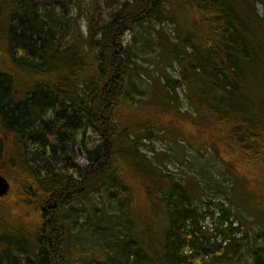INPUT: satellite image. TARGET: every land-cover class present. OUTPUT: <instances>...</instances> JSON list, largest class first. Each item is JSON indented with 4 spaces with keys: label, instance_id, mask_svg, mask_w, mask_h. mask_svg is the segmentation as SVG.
Masks as SVG:
<instances>
[{
    "label": "trees",
    "instance_id": "trees-1",
    "mask_svg": "<svg viewBox=\"0 0 264 264\" xmlns=\"http://www.w3.org/2000/svg\"><path fill=\"white\" fill-rule=\"evenodd\" d=\"M70 4L84 10L81 0H0V173L10 182V194L0 201L14 189L15 160L23 163L20 198L33 201L22 203L20 214L8 207L10 218L0 213V264H154L156 254L128 218L145 212L154 217L155 203L146 201L164 205L159 259L163 255L166 264H203L194 259L196 252L184 250L188 246L210 255L213 264H240L243 239L233 237L230 211L217 203L220 216L213 211L197 215L184 186L157 199L158 186L159 194L166 188L163 177L141 148L159 140L212 153L237 183L248 179V191L258 186L264 202V17L257 10V5L264 10V0H133L89 33L78 26L71 30ZM165 25L173 26L172 38ZM136 27L156 36L153 59L141 58L126 43ZM18 57L34 61L31 77L13 70L1 75ZM87 129L99 143L88 148L82 140L85 165L74 171L64 163L75 151L77 135L82 131L85 139ZM35 166L45 173H36ZM131 171L153 180L157 189L149 184L145 203L143 197L130 208ZM115 177L129 190L109 195L119 213L113 217L102 205L92 214L95 220L104 217L108 228L120 225L128 231L112 254L93 250L95 242L102 245L98 232L103 231L93 218L86 217L72 233L67 208L70 200L100 194L106 179ZM39 188L46 192L34 194ZM115 217L122 221L113 223ZM155 218L149 219L150 229ZM199 219L216 225L222 234L217 243H211ZM255 252L254 264H264L259 259L264 252Z\"/></svg>",
    "mask_w": 264,
    "mask_h": 264
},
{
    "label": "rangeland",
    "instance_id": "rangeland-1",
    "mask_svg": "<svg viewBox=\"0 0 264 264\" xmlns=\"http://www.w3.org/2000/svg\"><path fill=\"white\" fill-rule=\"evenodd\" d=\"M39 1L40 3H45L48 0ZM81 1L84 4V10L82 13L78 12L72 7V4H70L67 6V9L69 10L67 19H69L68 21L70 22L71 30L78 26V28H80L84 33H89L90 31L94 32L106 25L116 11H118L125 4L131 3L133 0ZM88 5H90L89 9L87 7ZM257 10L260 15L264 17V10L261 5H257ZM164 31L170 38L173 37V26L165 25ZM0 32V39L2 40V30H0ZM149 37L148 33H146L143 29L136 27L132 32L127 33L125 41L136 50L141 58L153 59L157 53V47L155 46L156 36L150 33ZM145 65L148 66V63L145 62ZM169 71L172 75H177L176 70L170 69ZM84 140V145L88 148L94 147L99 143V138L91 132L86 134ZM81 142L82 139L78 138L74 147V153L69 155L67 161L64 163L66 164L65 167H72L71 169L74 171L76 170L74 167H77V165H85L84 156L82 154V147L84 145ZM145 145L146 147L141 148V151L142 153H145L146 157L160 169L163 177L161 179V183H163L166 188L163 193L159 194V186L157 189V184L153 180L149 183L147 176L145 177L141 173L131 171L128 175L129 182L131 183V181H133V184H130L133 189L128 202L131 203L130 208L136 207L134 203L139 202V204H141L140 202L144 197L143 191L149 187V184H153L152 187L157 189V199L160 195H164V193L168 192V190L172 187L184 186L185 191H187L191 199L190 203L193 204V206L191 204L190 210L194 207L192 211H195L197 215L213 211L216 217L220 216L221 212L217 209V203L221 204L224 208L230 211L231 216L229 217V223H232V227L236 229L233 237L235 239H243V246H241L238 250L242 256L240 264H254L253 256L256 255L255 251L260 249L261 253L264 252V208L260 207L262 206L261 204H258L260 202H264L258 199V191L260 192L258 186H255L252 191H248L245 186H250V184L248 182H244L246 178H240L239 183H237L235 176L232 174L233 172H230L226 167H224V165L221 164L212 153L201 155L181 143L173 144L159 140L152 144L145 143ZM0 168H4V166L0 165ZM67 169L69 170L70 168ZM122 189L127 191L129 194V190L122 188L121 179L117 177L108 178L106 179L105 187L101 190L100 194H91L86 199H78L76 202H72V204L67 208L70 217L68 223L70 224L72 233H76V230H78L84 223L86 217H90L91 219L93 218L92 221H97V226L103 228L102 232H98L99 236L102 235V237L100 238L96 234L94 237L95 239L99 237V241L102 245L95 242V249L93 250H103L114 254V252L111 251L114 243H117L118 239L124 240L126 239L125 237L128 236V231H124L120 225H116L114 229L108 228V223H106L107 221H105L104 217H101L99 220H95V217H93L94 212L98 209L100 210L102 205H104L105 209L103 210L106 213L113 215V217L116 216L119 213V206L116 204L117 202L115 200L110 198L109 195ZM263 189L264 187H261V190ZM145 198L146 197H144V202L142 203H145ZM164 199H166V196ZM32 202V200L27 201V199L20 198L19 193L15 192L7 199L0 201V203H6L1 205L0 213L2 217L10 218L9 216H11V213L8 210V207L14 208L16 213L20 214L23 212L22 203ZM146 203H155V205L152 206L153 210H155L154 217L149 215L147 216V213L145 212L143 215L141 213V216L138 214L137 217L135 215L132 218H128L134 226V231L136 230L135 225L137 226L139 231L137 235L142 236V243L144 245H149L148 248L151 253L153 252V254H156V261H154V264H166L165 257L163 255H161L159 259V251H161L159 245V225L162 223L163 225L165 224V220L162 216H159V214L164 212V205H160L157 201H146ZM80 211L86 213L84 217L80 216ZM156 213L158 216L155 218ZM154 218V229H150V227H153L151 220ZM14 219L15 216L13 220ZM121 221V217H115L112 222L117 223ZM198 223L202 229H206L211 233V236L214 239H211V243H217L219 241V236H222V234H219L215 230L216 225L211 220L199 219ZM223 228H226V226ZM148 230H152V233H146ZM120 231L124 232V235L121 234ZM142 231L144 232L143 235ZM106 240L108 241L109 246L105 245ZM226 241L228 244V240ZM224 245L225 244H223V246ZM184 250L191 255H194L196 252L194 259H198L199 262L203 264H213L211 256L203 253L201 250L192 249L189 246L185 247ZM94 255L95 256L93 257L98 259V254ZM260 255L262 257H259V259L263 260V254ZM231 257L232 260L239 259L236 255H231ZM121 260H123V258H121ZM75 264H86V262L82 263V260H79Z\"/></svg>",
    "mask_w": 264,
    "mask_h": 264
},
{
    "label": "bare ground",
    "instance_id": "bare-ground-1",
    "mask_svg": "<svg viewBox=\"0 0 264 264\" xmlns=\"http://www.w3.org/2000/svg\"><path fill=\"white\" fill-rule=\"evenodd\" d=\"M0 49H1V45H0ZM12 65V66H11ZM34 66V61L31 59V57L27 58V57H18V59H13V60H9L7 63H6V67L3 69L2 74H4L6 77L7 76H10L8 71L10 70H13L11 73L15 74L16 76L19 75V74H23L24 76H26L27 78L31 77V67ZM85 121H82L81 122V125L84 124ZM92 129H87V132L88 133L89 131H91ZM82 131H80V133L77 135V139L78 138H81L82 140H84V136H82ZM24 137H26L24 135ZM45 137L48 138V135H45ZM30 139V138H28ZM35 148V147H34ZM34 148L33 150L31 149L30 151H28L26 154H27V157L30 158L32 156H34ZM23 166V163L19 162L18 160H15L13 162V167L14 168V172L12 173V183H13V186H14V189L12 191V194L17 192L19 193V189L21 188V172H20V167ZM34 171L40 175H43L45 172L44 169H42L40 166H35L34 168ZM0 176H3L6 180L7 178L3 175V174H0ZM8 181V180H7ZM9 183V191L8 193L4 196L6 197L8 194H10V182ZM46 192V190L44 189H36L35 190V193L34 194H42ZM49 196V195H48ZM77 200H70L69 203H72V202H76Z\"/></svg>",
    "mask_w": 264,
    "mask_h": 264
},
{
    "label": "water",
    "instance_id": "water-1",
    "mask_svg": "<svg viewBox=\"0 0 264 264\" xmlns=\"http://www.w3.org/2000/svg\"><path fill=\"white\" fill-rule=\"evenodd\" d=\"M9 191V183L8 181L3 177L0 176V198L4 197Z\"/></svg>",
    "mask_w": 264,
    "mask_h": 264
}]
</instances>
